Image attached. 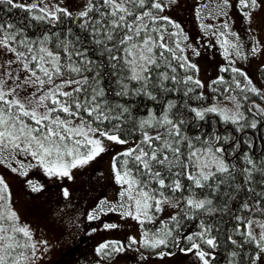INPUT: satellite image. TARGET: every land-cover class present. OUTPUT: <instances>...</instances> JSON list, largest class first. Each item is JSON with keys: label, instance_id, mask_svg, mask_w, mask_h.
Instances as JSON below:
<instances>
[{"label": "snow or ice", "instance_id": "obj_1", "mask_svg": "<svg viewBox=\"0 0 264 264\" xmlns=\"http://www.w3.org/2000/svg\"><path fill=\"white\" fill-rule=\"evenodd\" d=\"M177 2L78 0L70 10L61 0H0V163L14 160L8 167L21 176L39 167L71 179V170L107 152L106 144L131 143L113 156L120 188L115 205L100 202L101 213L106 204L141 226L155 225L127 247L161 249L156 255L162 258L174 255L163 251L171 244L200 264H213L222 238L227 264H264V150L256 152L254 140L238 135L264 128V88L235 66L261 48L245 53L227 20L223 30L212 31L227 61L219 72L233 76L212 79L206 96L205 83L189 74L199 68L184 55L187 35L164 14ZM261 6L260 0H236L249 25ZM192 54L200 52L193 48ZM248 93L260 102L245 107ZM137 101L150 103L141 108ZM27 185L32 193L42 191L32 181ZM166 209L173 212L162 219ZM220 221L232 227L222 229ZM190 222L195 229L185 234ZM38 243L46 250L47 242L35 241L20 222L0 176V264H36ZM123 251L119 241L96 248L104 259Z\"/></svg>", "mask_w": 264, "mask_h": 264}, {"label": "rangeland", "instance_id": "obj_2", "mask_svg": "<svg viewBox=\"0 0 264 264\" xmlns=\"http://www.w3.org/2000/svg\"><path fill=\"white\" fill-rule=\"evenodd\" d=\"M77 2L78 0H61L63 5L72 8H77ZM79 2L82 3L83 0ZM229 2L232 6L224 8L222 0H178L164 13L179 23L187 35L185 43L190 47L185 49L184 55L198 66L199 72L195 74V78L205 83L202 91L206 96L211 95L209 82L218 75H223L219 68L227 66L223 49L220 48L217 37L212 35V31L216 29L223 30L220 26L225 20L231 31L238 34L245 53L256 44L261 48L257 53L249 54L246 59H237L235 66L246 72L256 87L264 88L261 74L264 68V0H260L262 6L253 12L250 25L237 11L236 0ZM222 12L227 15H222ZM207 25L215 27L206 31L204 26ZM249 28L250 33L247 31ZM193 48L200 52L199 56L192 54ZM227 106L232 107L231 104ZM131 146V143L123 146L106 144L108 151L88 165L71 170V179L50 177L39 167H32L27 170L26 176H21L8 167V164L16 166L14 160L0 163V176L9 185L20 222L30 226L35 241L47 242L46 250L44 245L38 243L39 258L36 264H200L193 253H183L179 248L173 252L174 255L151 258L143 253V248L137 251L138 245L127 247L130 238L140 240L142 232L145 229L150 231L155 225L146 223L141 226L131 217L122 216L120 208L108 211L106 204L102 206L103 212H100L101 201L106 200L115 205L118 199L120 188L115 183L111 168L113 156ZM96 163L102 166L103 177L109 186L99 193L92 191V185L87 183L90 170ZM27 181L42 186V191L30 192ZM64 189L70 194L67 198L63 196ZM172 212V209H166L160 217L167 219ZM90 214L97 215V218L88 220ZM106 224H116L118 227L106 229ZM82 231L84 234L78 251L72 257H66V252L77 242L78 234ZM111 241L124 244L125 251L114 254L111 259H104L96 253V248Z\"/></svg>", "mask_w": 264, "mask_h": 264}, {"label": "trees", "instance_id": "obj_3", "mask_svg": "<svg viewBox=\"0 0 264 264\" xmlns=\"http://www.w3.org/2000/svg\"><path fill=\"white\" fill-rule=\"evenodd\" d=\"M69 9L70 10H73V9H76V8H72V7L69 6ZM7 15L12 16V13H8ZM16 15L17 16L20 15V13H19L18 10H16ZM189 74L194 75V78H195V74L196 73H191L190 72ZM261 74H262V76L264 78V68L262 69ZM223 76L225 77L226 80H231L233 74L231 72H228V73H223ZM237 78L239 79V77H237ZM197 91H201V90L200 89H197ZM248 96H249V100L246 101V102H242V103H244L245 107L250 106V104H251V102L253 100H255L257 103L260 102L259 98L256 97L254 94L248 93ZM146 103H150V102H148V101H143V102L137 101V104L141 108H143L144 104H146ZM191 103L193 104V106H196V104L199 103V102H197V101H191ZM212 118L218 120V117H212ZM229 127H232V126H229ZM218 129L220 131H223L224 130V126L223 125H218ZM238 135H243L246 139H252V140H254V142H255V148H254V150L256 152H260V151L264 150V139H261V137L264 136V128H259L258 127V129H256V130L248 129V130H246V133L238 134ZM132 139H134V137H130V140H132ZM244 147H245V150H247V147L246 146H244ZM182 223H184V222L182 221ZM220 226H221L222 229H224V228H231L232 227V225L227 224V223H224L223 221H220ZM153 229L154 228H152L151 230H153ZM194 229H195V222H190L189 223V226L186 229H184V233L187 234L188 232H191ZM220 244H221L220 248H218L216 250V256H215V260L213 261V264H227L226 259H225V257H226V247L227 246L224 244L222 238L220 240ZM184 246H186V244L182 240L181 241V247H184ZM177 249L178 248L173 247L170 244L169 247L166 248V249H163V251H166V252H168V251L175 252ZM205 250L208 251V249L206 247H205ZM77 251H78V247L75 250H69V251H67L65 256L70 258ZM158 251H161V249L151 250V249H144L143 248V253L145 255L151 257V258H159V256L156 255V252H158Z\"/></svg>", "mask_w": 264, "mask_h": 264}, {"label": "flooded vegetation", "instance_id": "obj_4", "mask_svg": "<svg viewBox=\"0 0 264 264\" xmlns=\"http://www.w3.org/2000/svg\"><path fill=\"white\" fill-rule=\"evenodd\" d=\"M103 175H104V172L102 170V166L98 163H96L90 170V174L87 177V180H88L87 183L90 186L92 185L91 190L94 191L95 193H99L103 189L109 187ZM82 234H84L83 231L81 234L80 233L78 234L77 242L75 244L73 243V245H71L69 250H75L78 247V245L81 242V238L83 236Z\"/></svg>", "mask_w": 264, "mask_h": 264}]
</instances>
